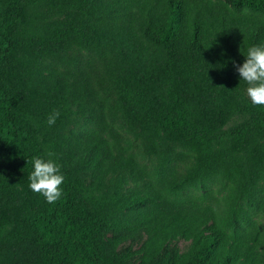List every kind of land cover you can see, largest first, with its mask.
Here are the masks:
<instances>
[{"label": "trees", "instance_id": "obj_1", "mask_svg": "<svg viewBox=\"0 0 264 264\" xmlns=\"http://www.w3.org/2000/svg\"><path fill=\"white\" fill-rule=\"evenodd\" d=\"M257 45L264 0H0V264H264Z\"/></svg>", "mask_w": 264, "mask_h": 264}, {"label": "clouds", "instance_id": "obj_2", "mask_svg": "<svg viewBox=\"0 0 264 264\" xmlns=\"http://www.w3.org/2000/svg\"><path fill=\"white\" fill-rule=\"evenodd\" d=\"M242 80L249 87L247 95L254 105L264 106V45L252 46L248 49L246 61L242 66L235 65ZM60 116L58 110L48 117L49 126L55 124ZM49 159L34 158V171L31 173L30 189L45 197L48 203H55L62 197V184L65 176L61 172V165L51 159L54 153L49 152Z\"/></svg>", "mask_w": 264, "mask_h": 264}, {"label": "rangeland", "instance_id": "obj_3", "mask_svg": "<svg viewBox=\"0 0 264 264\" xmlns=\"http://www.w3.org/2000/svg\"><path fill=\"white\" fill-rule=\"evenodd\" d=\"M144 241H145V238H142L136 241H127L119 247V253L121 254L137 253L141 249ZM189 246H190V243L184 240L173 242L169 244L166 247V249L163 251V253L161 254L160 260L161 261L168 260L174 248H177L181 253H183L188 250ZM132 261L135 264H140V255L138 254L135 257H133Z\"/></svg>", "mask_w": 264, "mask_h": 264}]
</instances>
